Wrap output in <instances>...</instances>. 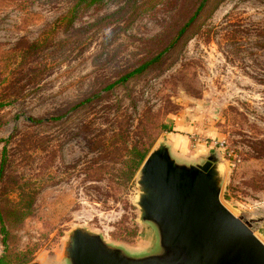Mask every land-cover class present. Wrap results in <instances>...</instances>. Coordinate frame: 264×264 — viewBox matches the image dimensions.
<instances>
[{
    "label": "rangeland",
    "instance_id": "obj_1",
    "mask_svg": "<svg viewBox=\"0 0 264 264\" xmlns=\"http://www.w3.org/2000/svg\"><path fill=\"white\" fill-rule=\"evenodd\" d=\"M74 4L0 0V256L71 264L81 231L161 252L138 184L160 143L185 165L215 156L221 203L264 242V0Z\"/></svg>",
    "mask_w": 264,
    "mask_h": 264
},
{
    "label": "water",
    "instance_id": "obj_2",
    "mask_svg": "<svg viewBox=\"0 0 264 264\" xmlns=\"http://www.w3.org/2000/svg\"><path fill=\"white\" fill-rule=\"evenodd\" d=\"M219 181L215 156L178 164L160 143L144 160L138 184L140 219L156 225L161 252L131 257L81 231L70 238L66 258L71 264H264V242L221 203Z\"/></svg>",
    "mask_w": 264,
    "mask_h": 264
},
{
    "label": "trees",
    "instance_id": "obj_3",
    "mask_svg": "<svg viewBox=\"0 0 264 264\" xmlns=\"http://www.w3.org/2000/svg\"><path fill=\"white\" fill-rule=\"evenodd\" d=\"M71 1L75 2V4H74L75 6L82 5V4L83 5H85V4H88V5H95L96 4V5H98V4H101L102 2H104V0H71ZM202 6H203V3L199 2V4L194 9L193 13L188 17L186 22L177 31V35H176V38L174 40H176L178 37H180L184 34L186 29L190 26V24L195 20V17L199 14L200 10L202 9ZM70 13H71L70 17H74L76 14V11L71 10ZM160 55H161V53L157 54L155 57H153L151 59V61H149V63L152 61L158 60ZM148 64H142L138 68H135L132 71L125 73L124 75L119 77V79H117V82L111 83V84L107 85L105 88L109 89V88H112L115 84L125 82L131 76H134L135 74L140 73ZM1 153H2V156H1V160H0V179L2 177V172L4 169L3 166H4V162H5V148L2 149ZM145 156H146V154L144 151L143 152H141V151L135 152V155H133V157H132V164L134 165V169L140 165V163L144 160ZM24 210H25V208L22 209L23 212L21 211V213H20L22 218H26L28 216V211H24ZM0 224H1L0 232L3 235L2 243L5 245V243H6V231H5V227L3 225L1 208H0ZM261 232L264 236V228ZM0 264H7L4 255L0 256Z\"/></svg>",
    "mask_w": 264,
    "mask_h": 264
},
{
    "label": "crops",
    "instance_id": "obj_4",
    "mask_svg": "<svg viewBox=\"0 0 264 264\" xmlns=\"http://www.w3.org/2000/svg\"><path fill=\"white\" fill-rule=\"evenodd\" d=\"M168 152H169L170 157H171L176 163H178V164H183V163H179L177 160H175V159L171 156L169 149H168ZM188 165H196V164H188ZM158 238H159V236H158ZM140 257H143V256H137V258H140Z\"/></svg>",
    "mask_w": 264,
    "mask_h": 264
}]
</instances>
